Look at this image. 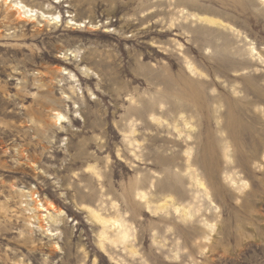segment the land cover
Here are the masks:
<instances>
[{"label":"rangeland","instance_id":"1","mask_svg":"<svg viewBox=\"0 0 264 264\" xmlns=\"http://www.w3.org/2000/svg\"><path fill=\"white\" fill-rule=\"evenodd\" d=\"M25 1L65 23L16 26L0 2V264H264V62L246 52L251 41L264 56L262 0H189L187 16L163 0ZM207 13L248 40L193 16ZM72 16L87 27L69 26ZM68 50L82 61L61 57ZM189 61L207 77L192 76ZM55 109L68 116L61 126ZM185 118L191 138L175 129ZM188 146L218 209L192 185ZM137 181L150 208L129 195ZM26 191L65 212L57 237L28 227L37 222ZM167 195L200 210L196 218L156 212ZM114 202L131 237L102 249L82 205L115 216Z\"/></svg>","mask_w":264,"mask_h":264},{"label":"bare ground","instance_id":"2","mask_svg":"<svg viewBox=\"0 0 264 264\" xmlns=\"http://www.w3.org/2000/svg\"><path fill=\"white\" fill-rule=\"evenodd\" d=\"M163 1L165 3L167 2L168 4H166V5H169L170 7L175 6L174 10L176 12H178V14H180L182 16L186 15L185 13L187 10L182 8V2H187L189 0H163ZM0 2L2 3V5L4 7L5 14L7 15V17L14 19L16 26L22 25V24L23 25L32 24V25L36 26V23H44L45 25H47L49 27L54 26L55 28H58V27L63 26L65 23L64 17L61 16L60 14H58L57 12H53L49 8L48 9H42V8H37L35 6L29 5L25 0H0ZM61 2H62V0H56L55 4H61ZM262 4L264 5V0H262ZM162 5L164 6V3ZM197 14H199V13H197ZM191 15H193V14H191ZM193 16L197 18L199 23L201 22V23L207 24L209 26H217L219 28L230 27V29L238 37L244 36L245 39L248 40V37L245 36L244 33H242L238 28L233 26L232 23H226L225 21L218 19L217 17L216 18L214 16L212 17V15L209 16L208 13H207V15H193ZM70 17L71 16H69L68 18L70 19ZM72 18L73 19L69 20V22H68V24H70L69 26L73 25L74 27H77L80 29H81V27L82 28L87 27L86 24L83 23V21L78 22L77 20H74V18H75L74 16H72ZM196 18H193V19L196 20ZM169 22H170L169 28H173L174 26H176V22H175L174 18H171L169 20ZM45 25H43L42 27H44ZM35 28H37V27H35ZM38 28H39V26H38ZM180 46L182 47V45H180ZM246 52H247V55L254 57V58L258 57L259 60L264 62V56L260 52L257 51V48L255 47V44L253 42L249 41L248 48L246 49ZM60 55H61V57H64V58H66V57L69 58L68 56H70L71 58H75L76 61H82V59H80V52L79 51L68 50L65 53H61ZM188 66H189V69H190L192 76H196V77L201 78V79L207 77V75L204 72L200 71L196 66H194V64L191 61L188 62ZM58 70L61 73L62 72L65 73L64 75H66V76L68 75L70 77L69 78L70 83H79V79L72 72H70V71L68 72L67 69H63L62 67L59 68ZM89 72H90L89 69L85 70V73H89ZM53 80L54 79H52V81ZM76 87L78 88L79 85H77ZM72 90H73L72 93L76 94L77 97H79L80 93H81V95H83L81 88H78V89L73 88ZM235 92L238 93L237 89H235ZM52 93L53 92L50 91V94H52ZM62 95H63L62 100L64 102H69L70 99H73V97L71 98L69 96V94H67L66 92H63ZM192 99L196 100L195 97H192ZM187 100H189V97L187 98ZM50 101L53 102L54 97H51ZM73 105H74L75 113H78V110L80 109L78 102L74 101ZM50 117L53 118L55 126H58V125L61 126L62 124L66 123V121L68 120V116L66 113L59 111V110H56V109L51 111ZM154 120L158 121V122L161 121L159 118H156V117H154ZM184 123H185L184 130L183 129L179 130L178 127H175V129L178 130L179 136H182V134L184 132H186L187 137L191 138V136H192L191 130L194 129V125L187 118L184 119ZM230 123H231V121H230ZM125 132H127V131L125 130ZM128 133H130V134L136 133L134 123L130 124V131ZM133 138H134V136H133ZM134 140H135V138H134ZM186 148H187V150H186L185 154L188 157V159H187V164H188L187 165V171L190 174V180L192 181V185L195 187L197 194L204 193L206 200L209 201L211 206H213L214 209H218V206L215 205V198H214L216 191L214 192V190L212 188L211 180L209 179V177L207 176L206 173H204L203 171L200 170V168H198L201 164L200 162L197 163L195 161H191V159L189 157V152H190L191 148L189 146ZM227 157L230 160H232L230 154H227ZM204 158L205 159L203 160L204 161L203 164H204L205 168H210V166H212V164H215L213 157L210 156L209 154H206ZM203 161H201V162H203ZM92 169L95 171V176L100 178L101 173L96 168V166H95V168L92 167ZM208 171H210V170H208ZM234 183L237 184V182H235V181H234ZM247 185H248V183L246 181H243V187L245 188V187H247ZM142 186L143 185H141L140 181H137L135 183V185L131 188L129 195L132 197H136L135 198L136 200L140 199V200L147 201L146 205L150 208V201L148 199V194L144 191H141ZM18 191L21 194L24 193L22 189H18ZM168 192L171 193V191H167V193ZM26 193L29 194V197L31 199L30 201H32V202L34 201L33 204L35 203L34 205L31 204V205H33V208H30V206H29V209L31 211L30 213H33V215L35 214V219L31 218L32 221L37 222V225H34L31 222H28V227L34 228L37 226V228H39L41 231H43V233H45L48 237H51V238L57 237L59 234V231H58L59 229L57 227L60 226V223H61L60 221L65 216V212L62 209L57 208V206L52 201H48V200L44 201L41 198L39 199V196H36V198H35L34 194L30 191H26ZM167 196L163 200V202L157 206L156 212H164L167 208L170 207L184 221L188 222V221H191L193 218H196L195 216L200 210H196L192 206L190 207L189 205H185V202L183 200H181V202H180L179 199H177L179 201L178 202L176 199L172 198V196L171 197H169V196L167 197ZM197 202H199V201H197ZM194 203L196 204V202H194ZM141 204H142V202H141ZM191 204H192V202H191ZM82 208L88 213L90 220L92 222L98 224L101 227V232L99 233L98 237H99V241H100L99 244L101 245L100 247H102V249L103 248L105 249V247H107L106 246L107 244H112V245L121 244V245H124L125 247L128 246L127 244H128V241L131 237V233H130L131 227L127 226L126 221H125L123 215L121 214V212L119 210V206L115 202L112 203V209L115 210V213H116L115 216H107V215L103 214L102 213L103 208L102 209H96V208H93L89 205H82ZM134 215H133V218H134ZM206 226H208L212 231H214V229H215V225H212L210 222H206ZM56 247L57 248L59 247V246H57V243H56ZM130 248H132V247L130 246ZM130 253L131 254H137V250H134V248H132L130 250Z\"/></svg>","mask_w":264,"mask_h":264}]
</instances>
